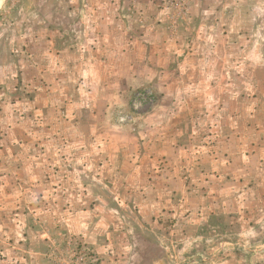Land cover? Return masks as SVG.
<instances>
[{
  "label": "rangeland",
  "instance_id": "1",
  "mask_svg": "<svg viewBox=\"0 0 264 264\" xmlns=\"http://www.w3.org/2000/svg\"><path fill=\"white\" fill-rule=\"evenodd\" d=\"M150 1L0 0L1 98L9 101L17 79L37 74L36 52L105 60L109 49L127 50L111 59L112 75L94 77L106 82L92 97L100 118L96 127L113 137L115 150L128 133L147 135L136 152L123 151L121 144L112 178L89 188L102 193V207L116 214L100 241L92 233L93 221L69 233L61 221L50 224L51 231L49 223L32 218L28 233L0 234V264H264V0L230 1L240 2L235 14L245 21L239 42L232 36L221 39V33L238 29L237 16L228 20L231 27H222L226 18L217 10L199 13L189 0ZM163 36L165 41L158 42ZM55 61L57 72L86 91L76 63L62 61L64 69ZM166 66L169 73L161 77L157 70ZM145 68L148 82L140 77ZM221 117L229 121L221 123ZM226 125L228 131L239 130L240 138L210 131ZM136 155L143 161L134 163ZM66 163L80 166L81 161ZM223 165L231 167L224 170L226 177L220 173ZM143 171L153 179L140 177L143 182L134 180L132 187L128 175ZM173 171L180 177L176 193L169 189V175H164L166 189L160 179ZM84 176L92 179L91 173ZM146 182L150 189L143 192ZM156 189H165L167 200L170 196L168 206L152 219L143 218L141 200ZM49 204L55 210L63 205ZM14 210L10 203L1 211ZM12 221L0 220V226L12 228Z\"/></svg>",
  "mask_w": 264,
  "mask_h": 264
},
{
  "label": "crops",
  "instance_id": "2",
  "mask_svg": "<svg viewBox=\"0 0 264 264\" xmlns=\"http://www.w3.org/2000/svg\"><path fill=\"white\" fill-rule=\"evenodd\" d=\"M189 1V5H192L194 9H199L197 11H201L199 13H204L206 12L205 9L210 8L223 14L226 20L221 22L222 27H224V24L231 27L228 25V20H233L237 16L235 12L240 10V2L233 1L230 3L232 0ZM138 2H141V0H138ZM150 3H152V0ZM157 10L161 9L158 8ZM229 11L234 12L235 15H230ZM158 15L163 17L164 13ZM237 19H239L238 29L230 31L227 28V34L221 33L223 41L225 36L229 38L231 36L237 37L236 41H241L243 29H240V27L244 26L245 21L240 14ZM96 30L94 33H98ZM223 30L224 28H222ZM163 37H159L158 42H164L166 36ZM127 39L129 40V37ZM149 40L153 42L150 38ZM44 47H47V45H44ZM126 51L119 54L118 51L113 52L112 49H109L107 52L110 55H107L105 60L91 54L88 56L87 54H76L71 56L69 60V58L63 57L57 52L48 50L36 52L37 56L35 58L40 59L37 74H32L33 69H31L28 71V74L31 72L30 76H25L24 79L22 77L20 80L17 79V83L12 89L13 95L9 101H6V98H1L3 95L0 96V220L11 219L14 222L11 225L12 228L0 226V234L12 233L20 236L28 233V229L32 225V218L49 223L51 231L53 229L50 224H56V222L60 224L61 221L62 225L67 227V230H64L69 233L83 231V227L87 226L86 220H90V222H94L95 226L93 225L92 233L98 236H95L97 240L100 241V236L106 234L107 229L103 227L111 226L112 219L116 218V214L111 211L109 206L102 207L106 203L102 193L96 189L91 192L89 188L92 184L95 187L98 183L102 184L103 180L112 178L113 171L116 169L115 160L122 153L118 152L121 144L126 147L122 150H129L130 148L131 151L136 152L143 147V140L147 137V135L144 136L145 134L133 136L134 134L128 133L125 139L117 141L119 144L117 150H115L114 142L110 140L113 137L103 136L101 131H97L96 127L100 118L95 111L96 100H92V97L98 95V92L105 88L104 84L106 82L103 79H94V77L100 73L105 76L112 75L111 59L113 56H116V59L122 57ZM55 57H57L59 65L64 64L62 61H65L66 64L69 61L77 64L79 67V81H84L86 86L84 90L86 91L81 93L77 90L78 88L75 89L76 82H69V75H62L57 72L61 68L57 66ZM101 65H104V68L99 70L98 68ZM62 67L66 69L67 65H62ZM166 69L167 66L158 69L157 72L162 77L169 73ZM145 71H147L146 68ZM148 72H141L142 81L148 82L150 77ZM175 72L177 73V70ZM28 74L24 73V75ZM158 80H161V78H158ZM160 83L161 89L165 90V83ZM107 86L109 88V85ZM19 89L20 91L17 92ZM91 90L95 92L93 96L92 94L89 95ZM87 91L88 97H84L83 95ZM108 102V100L103 102L104 112L107 110ZM59 106L64 108L60 113V110H57ZM221 118L223 119L221 123L229 121L228 117ZM224 128L221 131L212 128L210 131L213 135L219 132L226 133L225 135L219 134V137L222 138H240L236 136L239 134V130L228 131V125ZM161 137L160 135L157 136L158 139ZM164 155H166L165 150L162 151L161 157ZM68 159L81 161V164L76 166V164L70 163L66 166ZM143 159L144 156L140 160L143 161ZM132 160L133 162L140 161L138 155L135 158L133 157ZM132 167H134V164H132ZM224 170H231L230 165H223L220 168L221 176L226 177L228 172L227 175L223 174ZM120 171H124L123 173L129 172V174L133 172L132 169L127 168H121ZM144 172L141 175L137 173L134 176L128 175L132 179V187L135 186L134 180H137L139 184L140 181L143 182L140 177H145L146 180L153 179L149 173ZM89 173H91L92 179L88 178L87 181L84 175ZM164 175H169L171 178L169 179L171 183L169 189L174 190L176 193L179 189H176L175 184L180 177L175 171L171 174H163L160 179L165 189L167 185L163 181L168 180L164 178ZM147 183L140 186L143 192L146 187L150 189V184L146 186ZM229 184L230 182L228 186ZM222 186L226 187V183H222ZM222 186L221 189H223ZM137 188L139 190V187ZM165 189L161 191L156 189L153 197L142 198L143 209L140 216L152 219L163 207L168 206L170 196L167 200L164 195ZM56 201H62L63 203V205L57 207V210L49 204ZM86 201H89V203L86 204ZM10 203L14 205V211H1L4 204L6 207V204ZM45 203H48V205L45 206ZM29 208L30 210L25 212ZM83 218L85 219L84 223ZM105 218L110 220L109 224H105L106 222L101 224V221ZM97 220H99L98 223ZM19 239L20 237L17 240ZM105 262L107 263V261Z\"/></svg>",
  "mask_w": 264,
  "mask_h": 264
}]
</instances>
